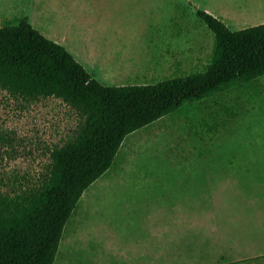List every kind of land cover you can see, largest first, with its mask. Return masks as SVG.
I'll return each instance as SVG.
<instances>
[{"label":"rangeland","instance_id":"1","mask_svg":"<svg viewBox=\"0 0 264 264\" xmlns=\"http://www.w3.org/2000/svg\"><path fill=\"white\" fill-rule=\"evenodd\" d=\"M211 5L0 0V27L27 18L102 83L152 84L204 70L214 35L196 10ZM77 123L60 99L25 101L0 89V190L37 184L53 146L67 142ZM263 251L261 75L127 134L66 220L53 264H209Z\"/></svg>","mask_w":264,"mask_h":264},{"label":"trees","instance_id":"2","mask_svg":"<svg viewBox=\"0 0 264 264\" xmlns=\"http://www.w3.org/2000/svg\"><path fill=\"white\" fill-rule=\"evenodd\" d=\"M196 14L214 35L209 63L152 84L101 83L27 18L0 27V89L25 101L60 99L78 116L67 142L53 146L37 184L0 190V264H53L66 220L127 134L184 103L264 75V23L232 30L205 10Z\"/></svg>","mask_w":264,"mask_h":264},{"label":"crops","instance_id":"3","mask_svg":"<svg viewBox=\"0 0 264 264\" xmlns=\"http://www.w3.org/2000/svg\"><path fill=\"white\" fill-rule=\"evenodd\" d=\"M220 1H223L224 3L222 4ZM210 3L212 5L205 7V11L215 17L220 18L225 24H228L229 26L232 25L244 28L246 26L264 23V0H210ZM83 64L89 68L95 67L97 70H105V66L100 63L95 64L92 61L91 63H89V61H85ZM91 74L94 76L93 73ZM114 77V75H110L107 77V79L113 80ZM56 256L54 261H56ZM209 264H264V251L229 259H221Z\"/></svg>","mask_w":264,"mask_h":264}]
</instances>
